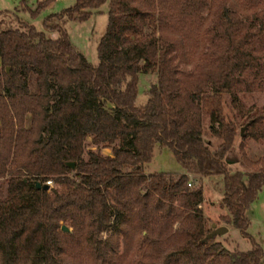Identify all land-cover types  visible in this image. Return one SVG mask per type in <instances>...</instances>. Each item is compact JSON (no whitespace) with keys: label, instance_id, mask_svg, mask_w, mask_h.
Segmentation results:
<instances>
[{"label":"trees","instance_id":"trees-1","mask_svg":"<svg viewBox=\"0 0 264 264\" xmlns=\"http://www.w3.org/2000/svg\"><path fill=\"white\" fill-rule=\"evenodd\" d=\"M54 1L24 8L36 15ZM105 3L93 63L66 22ZM42 25L0 9V264H264V242L248 231L264 155L253 172L230 169L237 125L223 103L264 85V0H74ZM141 63L157 81L137 104ZM156 144L185 171L146 173ZM211 175L222 176V223L248 250L204 239L212 226L199 205Z\"/></svg>","mask_w":264,"mask_h":264},{"label":"rangeland","instance_id":"rangeland-1","mask_svg":"<svg viewBox=\"0 0 264 264\" xmlns=\"http://www.w3.org/2000/svg\"><path fill=\"white\" fill-rule=\"evenodd\" d=\"M36 1L37 0H0V9L16 12L20 18L34 23L38 28H42L43 19L48 13L59 12L74 3V0H55L38 14L31 15L24 6L26 4L29 7H34ZM108 6V3L103 4L85 20H68L66 22L71 41L76 48L82 51L88 60L93 63L98 61L97 44L107 27L109 19ZM6 17L9 20L11 15ZM12 22L15 24L14 21ZM156 81V68L144 66L143 63H141L138 70L137 104L145 102L148 88ZM114 88L118 89V86H114ZM223 103L226 116L233 119L237 125V134L233 144V151L229 152L227 156L230 169L241 170L244 173L253 172L257 170L258 165L253 164L251 161H255L264 155V85L261 88L255 87L251 90L237 91L236 94L227 92L224 94ZM200 117L206 129L203 136L205 140L208 141L210 147L214 148L219 139L207 130L209 117L203 112H201ZM255 118L258 124L250 128V121H253L252 119ZM28 123L29 119H27V124ZM87 141L89 147L100 149L104 154H111L110 146L93 145L90 142V138H88ZM144 170L146 173L156 170L185 171L177 162L171 150L159 144L155 145L153 156L151 160L144 165ZM190 180L196 182V178L193 176L190 177ZM52 184H54L53 180ZM203 184V200L199 206L202 208L204 216L209 223L216 222V224L219 223V225H226L228 227L226 232L212 236L214 240L219 241L230 251L248 250L251 247L250 241L244 238L239 230L232 224L222 223V215L228 213L227 208L221 206L222 176H205L203 177ZM6 186L5 178H0V198L5 196ZM258 197L261 200L253 201L249 208L251 224L248 227V231L253 234L259 242L263 243L264 187L258 193ZM63 224L66 225L65 222H63ZM102 234L106 236L108 231L105 230ZM123 250L124 245L120 248V251ZM133 260L135 262L134 264H139L140 257H135Z\"/></svg>","mask_w":264,"mask_h":264},{"label":"water","instance_id":"water-1","mask_svg":"<svg viewBox=\"0 0 264 264\" xmlns=\"http://www.w3.org/2000/svg\"><path fill=\"white\" fill-rule=\"evenodd\" d=\"M66 164L68 166H70V167H73L74 166L73 161H67ZM36 185L38 187H43V188H48L49 187V184L48 183H46V182H40V181H37L36 182ZM211 226H212L211 231H209L205 235L204 239L210 238V237L214 236L215 234H219V233L226 232L227 229H228V227L226 225H217L216 222H212L211 223ZM61 228H62V230L70 231V228L68 226L64 225V224H62Z\"/></svg>","mask_w":264,"mask_h":264},{"label":"built area","instance_id":"built-area-1","mask_svg":"<svg viewBox=\"0 0 264 264\" xmlns=\"http://www.w3.org/2000/svg\"><path fill=\"white\" fill-rule=\"evenodd\" d=\"M45 182L48 183L49 185H51L52 184V179H47V180H45ZM188 184H190V183H188Z\"/></svg>","mask_w":264,"mask_h":264},{"label":"crops","instance_id":"crops-1","mask_svg":"<svg viewBox=\"0 0 264 264\" xmlns=\"http://www.w3.org/2000/svg\"><path fill=\"white\" fill-rule=\"evenodd\" d=\"M108 1H109V0H108ZM106 4H107V3H106ZM263 187H264V186H263ZM263 187H262V189H263ZM262 189H261V190H262ZM261 190H260V191H261ZM260 191H259V192H260ZM259 200H261V199L258 197L255 201H259ZM250 224H251V223H250ZM249 226H250V225H249ZM263 239H264V238H263Z\"/></svg>","mask_w":264,"mask_h":264}]
</instances>
